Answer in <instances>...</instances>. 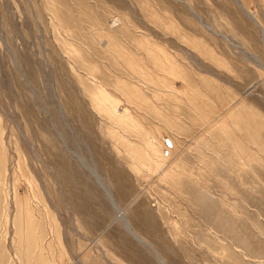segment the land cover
<instances>
[{
	"label": "rangeland",
	"instance_id": "rangeland-1",
	"mask_svg": "<svg viewBox=\"0 0 264 264\" xmlns=\"http://www.w3.org/2000/svg\"><path fill=\"white\" fill-rule=\"evenodd\" d=\"M238 1L0 0V264H159L109 195L168 264H264V0Z\"/></svg>",
	"mask_w": 264,
	"mask_h": 264
},
{
	"label": "bare ground",
	"instance_id": "bare-ground-1",
	"mask_svg": "<svg viewBox=\"0 0 264 264\" xmlns=\"http://www.w3.org/2000/svg\"><path fill=\"white\" fill-rule=\"evenodd\" d=\"M236 3L238 5L241 6V4L239 3L238 0H235ZM245 9V8H244ZM253 21H255L256 23H259L258 20L256 18H252ZM116 111V110H115ZM117 116V115H116ZM158 147V146H157ZM172 152V151H171ZM158 156V155H157ZM168 165V164H167ZM166 165V166H167ZM171 166V163H170ZM169 169V168H168ZM92 173L97 177L98 181L100 182V184L105 188V190H109L103 179H101V177L93 170ZM110 198V201L113 203L114 208L117 212V220H120V222L122 223L123 227L127 230V232L134 238L136 239L137 242H139L141 245H143L147 250H149L151 252V254H153V256L156 258V260L159 262V264H168V262L165 260V258L158 252V250L156 249L155 245H153L151 242H149L147 240L146 237H144L143 235H141L139 232L135 231L133 225L131 224V222L128 220L126 213L124 210L121 209V207L113 200L112 196L109 195L108 196ZM139 199V198H137ZM137 201V200H135Z\"/></svg>",
	"mask_w": 264,
	"mask_h": 264
}]
</instances>
